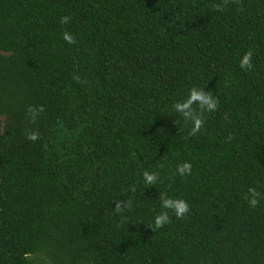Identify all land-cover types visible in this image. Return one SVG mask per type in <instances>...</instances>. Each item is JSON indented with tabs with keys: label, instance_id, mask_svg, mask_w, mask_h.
<instances>
[{
	"label": "trees",
	"instance_id": "1",
	"mask_svg": "<svg viewBox=\"0 0 264 264\" xmlns=\"http://www.w3.org/2000/svg\"><path fill=\"white\" fill-rule=\"evenodd\" d=\"M192 87L220 101L194 136L173 107ZM30 106L44 108L35 122ZM161 195L190 212L177 218ZM40 254L264 264V0H0V264Z\"/></svg>",
	"mask_w": 264,
	"mask_h": 264
},
{
	"label": "clouds",
	"instance_id": "2",
	"mask_svg": "<svg viewBox=\"0 0 264 264\" xmlns=\"http://www.w3.org/2000/svg\"><path fill=\"white\" fill-rule=\"evenodd\" d=\"M228 0H225L227 3ZM238 3L239 0H236ZM212 7L216 10L223 11V6L219 4H213ZM71 21V17L65 15L61 17L60 22L62 24H68ZM63 39L69 44H76V38L69 32L63 33ZM253 51L249 49L240 60V67L245 71H248L254 67L252 63ZM219 99L214 97L210 91L204 89L192 87L189 95L183 101H177L174 104V110L179 112L184 118L185 122L191 121L192 128L189 135H196L203 127L205 120L203 114L205 112L211 113L218 109ZM194 105H198L199 110L194 108ZM29 113L31 114L32 122H35L37 115L44 111L43 106L39 108L29 107ZM27 138L31 141H36L40 138L38 132H30L27 134ZM177 172L181 176L191 175L192 165L190 162H184L177 166ZM144 182L148 185H155L159 181L160 177L156 172H149L145 170L143 172ZM135 191V187L132 188ZM249 195L246 197L251 207L255 208L260 201L261 194L256 188L248 189ZM161 206L163 209L171 210L177 218H184L187 213L190 212L189 203L182 198H171L166 195H161ZM131 207V201H117L115 210L117 212H123L126 208ZM170 216L168 211H163L154 217V223L150 226L153 231L160 229L170 222Z\"/></svg>",
	"mask_w": 264,
	"mask_h": 264
},
{
	"label": "rangeland",
	"instance_id": "3",
	"mask_svg": "<svg viewBox=\"0 0 264 264\" xmlns=\"http://www.w3.org/2000/svg\"><path fill=\"white\" fill-rule=\"evenodd\" d=\"M35 264H48L49 259L43 255H35L34 257Z\"/></svg>",
	"mask_w": 264,
	"mask_h": 264
}]
</instances>
